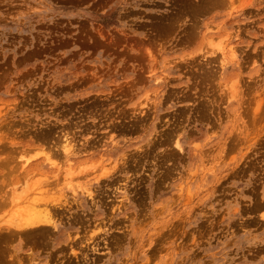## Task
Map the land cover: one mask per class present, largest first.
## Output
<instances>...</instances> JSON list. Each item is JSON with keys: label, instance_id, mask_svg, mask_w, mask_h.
<instances>
[{"label": "rangeland", "instance_id": "rangeland-1", "mask_svg": "<svg viewBox=\"0 0 264 264\" xmlns=\"http://www.w3.org/2000/svg\"><path fill=\"white\" fill-rule=\"evenodd\" d=\"M184 1L0 0V264H264V0Z\"/></svg>", "mask_w": 264, "mask_h": 264}, {"label": "bare ground", "instance_id": "bare-ground-1", "mask_svg": "<svg viewBox=\"0 0 264 264\" xmlns=\"http://www.w3.org/2000/svg\"><path fill=\"white\" fill-rule=\"evenodd\" d=\"M184 1V0H183ZM212 1V0H211ZM185 2V1H184ZM208 3V2H207ZM206 4V3H205ZM195 5V4H194ZM199 5V4H198ZM201 5V4H200ZM198 9V8H197ZM200 10V9H198ZM206 10V9H204ZM204 12V11H203ZM205 14V13H204ZM194 27V26H193ZM66 138V137H65ZM67 139V138H66ZM64 139V143H63V150H64V158H67L69 156H71V152L73 150H71L73 148H71V142H69L68 140ZM72 140V139H71ZM62 142V141H61ZM67 162V161H66ZM69 163V162H68ZM95 166V165H94ZM89 167V166H88ZM92 168V166H90ZM89 167V168H90ZM68 168V167H67ZM95 169V167H93ZM104 168V167H103ZM102 168V169H103ZM61 169V168H60ZM63 170V169H62ZM66 170V177L62 180H65L64 183L67 185H70L72 181V176L70 175L72 171H70V169H65ZM68 170V171H67ZM64 172V170H63ZM75 172V170H74ZM92 172V171H91ZM34 173V172H33ZM95 173V172H93ZM61 174V173H60ZM65 174V172H64ZM63 174V175H64ZM56 175V173L54 174ZM30 177V176H29ZM40 180V179H39ZM78 180V179H77ZM96 180V179H95ZM57 183V182H55ZM78 185V183H77ZM32 186H35L34 184H32ZM49 186V185H48ZM72 187L76 186V185H71ZM79 186V185H78ZM77 186V187H78ZM71 187V188H72ZM47 188V187H46ZM70 188V187H69ZM40 190V188H39ZM41 191V190H40ZM45 192V191H44ZM42 193V191H41ZM43 194V193H42ZM41 194L42 198H39V194L37 192L32 193L31 195V201L28 204H24L22 210L20 212H16L15 210H10L5 218V222L2 221L1 225H5L8 228V232L10 231V229H13V231L15 232H27L30 233L31 231L34 230H39V229H43V227H48V228H56L57 224L55 223V219L54 217H56L53 215L54 212L56 213V210L58 209L57 207L60 206L62 203L60 197H58L56 201H61L60 205L58 203V206L56 204V202L54 204H50L49 202L51 201H47V199H50V197L47 198L43 197V195ZM54 196V194H52ZM52 195H49L52 197ZM61 195V193L59 194ZM46 198V199H45ZM42 199V200H41ZM54 199V198H53ZM45 201V202H44ZM47 201V202H46ZM56 208V210L54 211V209ZM61 208V207H60ZM53 215V216H52ZM5 224H4V223ZM2 228H0L1 230ZM29 231V232H28ZM43 233V232H42ZM40 233V234H42ZM47 236V235H46ZM13 238V237H12Z\"/></svg>", "mask_w": 264, "mask_h": 264}]
</instances>
